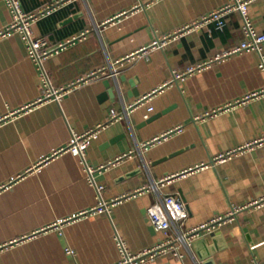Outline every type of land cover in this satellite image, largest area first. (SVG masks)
<instances>
[{
	"label": "crops",
	"instance_id": "0c3cea01",
	"mask_svg": "<svg viewBox=\"0 0 264 264\" xmlns=\"http://www.w3.org/2000/svg\"><path fill=\"white\" fill-rule=\"evenodd\" d=\"M50 1L19 0L28 13ZM229 1L62 2L32 24L33 34L50 46L76 37L45 60L52 85L67 86L98 69L104 74L70 88L59 101L27 111L21 108L41 95L37 65L18 34L0 35V264H117L118 238L136 252L264 195V94L244 99L264 86L259 55L215 58L243 38L235 12L220 24L212 20L187 30ZM249 16L264 31V0L250 4ZM10 20L0 0V31ZM174 33H179L176 39L150 47ZM142 47L145 53L136 54ZM205 62L210 63L183 80L173 79V72ZM96 125L101 127L85 150V164L60 150L72 132ZM234 149L211 165L218 153ZM85 165L94 168L104 200L131 195L108 214L57 228L59 221L97 202ZM153 184L156 189L136 192ZM164 194L180 198L188 217L177 227L156 230L147 208ZM180 252L182 261L169 253L142 264L264 261V205L240 210L233 221L202 231Z\"/></svg>",
	"mask_w": 264,
	"mask_h": 264
},
{
	"label": "built area",
	"instance_id": "2783aa9c",
	"mask_svg": "<svg viewBox=\"0 0 264 264\" xmlns=\"http://www.w3.org/2000/svg\"><path fill=\"white\" fill-rule=\"evenodd\" d=\"M64 1L66 0H52L40 9L28 13L23 11L19 0H4L10 12L11 20L9 25L3 31H0V35L9 36L13 34H18L21 37L22 41L25 44L27 55L31 57L37 65L39 71L38 74L40 77L41 95L37 97L34 102L23 106L21 108L22 111L30 110L35 105L42 104L44 102L59 101L61 97L66 92H68L70 88L74 87L77 84H80L81 82H85L90 79L99 77L100 74H104L103 70L98 69L88 73L87 75H83L72 83H69L67 86L54 87L52 85L48 70L46 69L44 62L49 57L57 54L59 51L64 49L67 45L71 44L76 37H72L71 39H68L64 42H60L57 45L50 46L46 38L41 36H35L33 34L32 24L37 19H40L57 9ZM253 1L255 0H230L229 3H227L223 7L216 9L208 13L207 15L201 17V19L191 23V25L187 27V30L198 28L212 20H219L218 23L220 24V19L227 13H237L241 22V31L243 34V38L237 46L232 49L222 51L221 53L216 55L215 58L225 59L237 53L255 51L259 55V68L264 70V54L262 52L264 46V31L257 30L253 26L249 16V6ZM178 35L179 33H174L172 35L164 36L161 39H155L150 44V47L160 48L169 41L176 39ZM145 51L146 49L142 47L136 51V54L145 53ZM209 63L210 62L190 65L183 70L175 71L173 72V79L175 81L183 80L188 75H191L194 72L199 71L204 67L208 66ZM262 94H264V86L259 91H254L246 95L244 99H250L252 97H256ZM139 102L141 103L142 100ZM151 109V107L148 108L149 111ZM212 113H215V110L208 114ZM111 116L112 118H115L117 115L113 113ZM100 127V125H96L95 127L90 128L82 133L72 132L69 142L60 150L68 151L70 153H73L74 155H78L85 164V150L90 144L91 140L97 136ZM236 150L237 149L218 153L212 159L211 165H215L224 161L225 159L229 158L232 154H234ZM99 168H102V166H100ZM85 171L88 177V182L95 188L97 202L95 205L87 209L78 211V213H76L75 215H72L70 217L64 218L62 221H59L56 224L57 228L64 223H69L76 219L101 213L108 214L109 209L113 204H116L117 202L131 195L130 193H128L119 197H115L114 199H111L109 201L104 200L102 197V185H97L93 180V173L95 171L94 168L85 165ZM163 181L164 179H160L159 184H162ZM148 188L156 189L157 186L154 184L150 187L144 186L138 189V191L136 192L146 190ZM133 194H135V192ZM263 205L264 195L256 199H252L251 201L243 205L232 206L226 213L213 217L208 222L198 227L186 231L178 230L177 234L174 237L168 238L165 241L157 243L155 245L144 247L136 252L128 251L125 248L123 242L118 238L117 244L121 252V259L117 264H142L146 261L155 260L157 257L169 253H172L178 260L182 261L183 254L180 252V247L182 245L188 247L190 243L202 231H214L226 222L233 221L236 218V214L240 210L249 207H261ZM147 212L148 221L150 225L156 230L167 229L171 226L177 227L188 217V210L185 203L180 198L171 194H164L157 203H154L147 208ZM65 253L72 258H74L75 256L74 251L69 247H65ZM249 264H264V261L253 260Z\"/></svg>",
	"mask_w": 264,
	"mask_h": 264
},
{
	"label": "water",
	"instance_id": "95a60500",
	"mask_svg": "<svg viewBox=\"0 0 264 264\" xmlns=\"http://www.w3.org/2000/svg\"><path fill=\"white\" fill-rule=\"evenodd\" d=\"M211 236H212V241L213 243H216L217 239H215V236H214V233H211ZM211 251L213 250L212 247L209 248Z\"/></svg>",
	"mask_w": 264,
	"mask_h": 264
}]
</instances>
